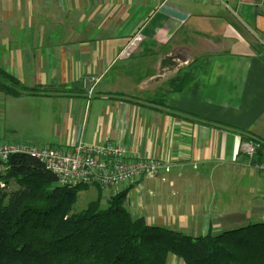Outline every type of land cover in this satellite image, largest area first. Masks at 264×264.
Instances as JSON below:
<instances>
[{
  "label": "crops",
  "instance_id": "crops-1",
  "mask_svg": "<svg viewBox=\"0 0 264 264\" xmlns=\"http://www.w3.org/2000/svg\"><path fill=\"white\" fill-rule=\"evenodd\" d=\"M225 8L0 0V67L28 89L0 90V137L122 143L171 162L126 185L136 187L132 214L150 224L204 235L264 222V174L241 148L264 142V0H244L239 15ZM92 76L90 93L83 79Z\"/></svg>",
  "mask_w": 264,
  "mask_h": 264
},
{
  "label": "trees",
  "instance_id": "trees-1",
  "mask_svg": "<svg viewBox=\"0 0 264 264\" xmlns=\"http://www.w3.org/2000/svg\"><path fill=\"white\" fill-rule=\"evenodd\" d=\"M0 90L19 95L28 89L0 67ZM251 140L263 158L264 142ZM9 164L0 177V264H168L171 254L185 264H264V222L184 233L134 217L130 187L106 204L100 191L74 212L79 193L91 184L62 185L29 154H13Z\"/></svg>",
  "mask_w": 264,
  "mask_h": 264
},
{
  "label": "built area",
  "instance_id": "built-area-1",
  "mask_svg": "<svg viewBox=\"0 0 264 264\" xmlns=\"http://www.w3.org/2000/svg\"><path fill=\"white\" fill-rule=\"evenodd\" d=\"M194 1L217 2L236 15H239L244 3V0L242 3L237 0L235 8L229 0ZM99 79L97 76L83 79L86 88H90V93ZM241 148L249 158L246 165L264 174V157H258L259 144L254 140H244ZM16 153L38 158L55 174L62 185L83 183L111 188L120 184L129 186L142 178H155L162 170L169 171L172 166L171 162L156 156L141 157L122 143H89L80 139L69 148L0 137V177L9 169L10 157Z\"/></svg>",
  "mask_w": 264,
  "mask_h": 264
},
{
  "label": "rangeland",
  "instance_id": "rangeland-1",
  "mask_svg": "<svg viewBox=\"0 0 264 264\" xmlns=\"http://www.w3.org/2000/svg\"><path fill=\"white\" fill-rule=\"evenodd\" d=\"M230 1V3H231V5L233 6V7H237V6H235V3L233 2V1H231V0H229ZM242 1L243 0H241V3H242ZM240 3V4H241ZM222 7L223 8H225V6H223L222 5ZM226 9V8H225ZM185 55L186 56H188L189 54H187V52H185ZM185 56V57H186ZM190 56H192L191 54H190ZM83 86H84V88H86V85H84V83H83ZM41 143H44V142H41ZM259 174V173H258ZM263 182V181H262ZM142 183V182H141ZM140 183V184H141ZM139 184V185H140ZM235 184V183H234ZM234 184L233 185H231V186H229V188H228V190H229V192L230 193H234ZM102 187V186H101ZM126 188H128V187H126V186H124V185H118V186H116V187H113V188H111V187H108V186H106V187H102V189H100V188H98V186H96L95 184H91L89 187H87L86 189H84V190H82L80 193H79V196H78V200H77V202H76V204H75V206H74V212H79V211H81L82 209H84L89 203H90V201H92V200H94V199H96L97 197H98V194L100 193V191H103V195L105 196V197H103L104 198V200H103V204H106V200H107V198L111 195V194H113V193H115V192H117V191H119V190H122V189H126ZM134 188H136V187H132L131 188V193L134 191ZM129 197H130V194L128 195V206H129V208H131V206L129 205ZM132 198V200H133V198H134V196L133 195H131V197H130V199ZM262 214V213H261ZM260 214V215H261ZM263 215V214H262ZM257 221H261V218L260 217H252L251 219H250V222H248V224H250V223H255V222H257ZM179 230H181V229H179ZM181 231H184V232H186V233H190V234H193V231L191 230V229H189V230H181ZM213 233L214 234H216L217 232H215V231H213ZM193 235H195V234H193ZM174 260H180L181 262H184L182 259H180L179 257H177V256H175V255H173V254H171V255H169V257H168V264H173V262H174Z\"/></svg>",
  "mask_w": 264,
  "mask_h": 264
}]
</instances>
